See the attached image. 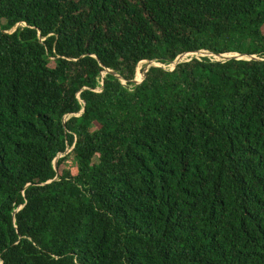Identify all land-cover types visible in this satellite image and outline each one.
<instances>
[{
  "label": "trees",
  "instance_id": "16d2710c",
  "mask_svg": "<svg viewBox=\"0 0 264 264\" xmlns=\"http://www.w3.org/2000/svg\"><path fill=\"white\" fill-rule=\"evenodd\" d=\"M0 264H264V0H0Z\"/></svg>",
  "mask_w": 264,
  "mask_h": 264
},
{
  "label": "water",
  "instance_id": "95a60500",
  "mask_svg": "<svg viewBox=\"0 0 264 264\" xmlns=\"http://www.w3.org/2000/svg\"><path fill=\"white\" fill-rule=\"evenodd\" d=\"M198 53H199V54H202L201 57H204L205 54L208 55V56H211V55H209V54H207V53H204V52H198ZM190 54H192V53H190ZM185 55H187V54H182V55H179L178 57H176L175 60H174V61L170 64V66H168L167 68H168L169 70H171V69L174 67V65H176L177 63L183 61V58H184ZM213 57L220 58V59L217 60V61H227V60H229V59H234V60H250V59H255L254 56H244V55H238V54H224V55L213 56ZM145 63H146V66H145L146 68H145V70H144L143 73H142V78H141V80H140V81H135L134 78H133V79L130 81V83H131L133 86H136L137 84H139V83L142 81V79L144 78V73L146 72V70H147L150 66L162 67V66H160V65L154 64L153 62H146V61H145ZM162 68H164V67H162ZM104 72H105V73L112 74V72H110V71H108V70H105ZM123 84H124V83L122 82V85H123ZM55 162H56V160L54 159L53 162H52L53 170H55V168H56V167H55Z\"/></svg>",
  "mask_w": 264,
  "mask_h": 264
},
{
  "label": "rangeland",
  "instance_id": "374dc122",
  "mask_svg": "<svg viewBox=\"0 0 264 264\" xmlns=\"http://www.w3.org/2000/svg\"><path fill=\"white\" fill-rule=\"evenodd\" d=\"M201 56H202V54H199V53H195V54H187V55L184 56L183 60H185V59H187V58H189V57H195V58H197V57H201ZM205 56H206V57H209V56L206 55V54H205ZM213 59L217 61V60H219L220 58L213 57ZM154 64H155V63H154ZM145 66H146V63L138 64V65L136 66V68H137L138 72L141 74V76H142V71L145 70V68H146ZM135 72H136V69H135ZM134 75H135V74H134ZM65 165H66V166H70L71 164H70L69 162H66Z\"/></svg>",
  "mask_w": 264,
  "mask_h": 264
},
{
  "label": "bare ground",
  "instance_id": "6f19581e",
  "mask_svg": "<svg viewBox=\"0 0 264 264\" xmlns=\"http://www.w3.org/2000/svg\"><path fill=\"white\" fill-rule=\"evenodd\" d=\"M143 63H145V62H143ZM143 63H141V64H143ZM134 80L135 81H139V72H138V70L136 72V76H135V79Z\"/></svg>",
  "mask_w": 264,
  "mask_h": 264
},
{
  "label": "built area",
  "instance_id": "2783aa9c",
  "mask_svg": "<svg viewBox=\"0 0 264 264\" xmlns=\"http://www.w3.org/2000/svg\"><path fill=\"white\" fill-rule=\"evenodd\" d=\"M158 65V64H157ZM144 71V70H143ZM143 71H142V73H143Z\"/></svg>",
  "mask_w": 264,
  "mask_h": 264
},
{
  "label": "clouds",
  "instance_id": "9594fccd",
  "mask_svg": "<svg viewBox=\"0 0 264 264\" xmlns=\"http://www.w3.org/2000/svg\"><path fill=\"white\" fill-rule=\"evenodd\" d=\"M212 58H213V56H212Z\"/></svg>",
  "mask_w": 264,
  "mask_h": 264
}]
</instances>
